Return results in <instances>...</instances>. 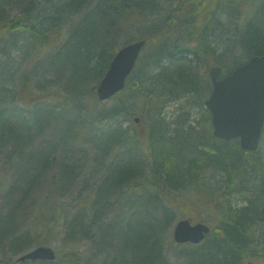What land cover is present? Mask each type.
<instances>
[{
	"label": "trees",
	"instance_id": "16d2710c",
	"mask_svg": "<svg viewBox=\"0 0 264 264\" xmlns=\"http://www.w3.org/2000/svg\"><path fill=\"white\" fill-rule=\"evenodd\" d=\"M171 1L161 9V0H0V33L9 37L0 43L1 264H264V132L259 150L247 152L239 140L214 137L209 111L197 127L190 114L168 122L164 112L182 99L205 109L212 83L204 69L228 75L264 55V2L249 21L243 0ZM9 7L21 10L14 20ZM17 40L31 44L32 58L50 49L39 64L45 73L73 75L71 86L58 84L64 107L22 100L35 60L12 74L4 59L11 46L22 51ZM139 40L147 44L126 88L142 102L119 94L111 104L77 106L85 90L97 96L92 87L115 53ZM137 118L144 132L124 127ZM233 190L242 194L237 209L225 198ZM197 202L210 210L211 233L172 247L175 222L190 219L179 218L183 207ZM60 220L74 249L19 262L33 245L49 246L38 231L49 234Z\"/></svg>",
	"mask_w": 264,
	"mask_h": 264
},
{
	"label": "water",
	"instance_id": "95a60500",
	"mask_svg": "<svg viewBox=\"0 0 264 264\" xmlns=\"http://www.w3.org/2000/svg\"><path fill=\"white\" fill-rule=\"evenodd\" d=\"M145 45V40L134 42L115 55L97 88L100 101L109 100L125 88ZM220 74L219 66L209 70L213 89L205 101L212 116L213 135L227 142L239 140L242 150L256 152L264 130V55L250 58L227 76L220 78ZM210 232V226L205 223L193 224L189 219H181L174 226L173 238L177 244L199 245ZM55 259L52 247L39 246L20 256L18 261Z\"/></svg>",
	"mask_w": 264,
	"mask_h": 264
},
{
	"label": "rangeland",
	"instance_id": "374dc122",
	"mask_svg": "<svg viewBox=\"0 0 264 264\" xmlns=\"http://www.w3.org/2000/svg\"><path fill=\"white\" fill-rule=\"evenodd\" d=\"M244 1V5L242 6L243 8H248V10L246 11L247 16L249 21L252 20V15L257 13V8L259 6H261L264 2V0H243ZM174 2V1H173ZM171 0H168V3H173ZM161 9H163V7L167 6L164 5L163 0H161ZM176 3V2H175ZM223 7V5H222ZM160 9V8H159ZM164 10L166 11L167 8H164ZM153 11V10H152ZM160 11V10H159ZM6 16L8 20H14L16 19L17 15L21 13V10H19V8H14L12 9L11 7L7 8L6 10ZM155 13H159L157 11H155ZM246 17H244L243 19H245ZM224 19H230V17L226 14L225 18H222V20ZM248 21V20H247ZM223 27H221L222 29ZM219 31V30H218ZM213 32V31H212ZM4 32L0 33V43L7 41L9 37H4L2 36ZM218 35V32L216 33ZM2 36V37H1ZM173 38H176V36H174ZM67 39V36L65 35L64 38H62V40L60 39L59 41H53L56 42V44H58V46L60 44H63L64 41ZM18 44L21 46L22 51L20 53L18 52H14L13 50L11 51V48H14L13 46H11L10 48H8L6 50L7 53H11L10 57H7L6 59H4L8 65H10V69L12 70V74L15 73V70H17V73L23 72L25 71V66L28 62H30L31 60H35V77L34 82H33V87L32 85H28L27 87H25L22 91V100L24 102H28L31 100H34L35 98V102L38 101L39 99L41 100H47L48 103L57 105L59 108L61 109L62 107H64V102H66L65 97L68 96V94L66 92H62L58 87V84H61L62 86H71L72 80H74L73 75L71 73H62L57 71V75L53 72V71H46V66L40 68L39 64L40 62H42L43 60H45L46 58V53L50 52V49H47L46 51L42 52L40 55L35 56V58H32V50H31V44L30 43H25L22 40H17ZM224 43V41H223ZM223 43H218L216 45H218L219 47H223ZM53 44V43H52ZM51 45V42L48 44V46ZM31 52V53H30ZM195 64H198V62H194ZM31 64V62H30ZM38 64V69H36V65ZM32 66V64H31ZM60 65H58L59 67ZM10 70V71H11ZM14 71V72H13ZM203 71L208 73L209 76V70L204 69ZM17 74L14 75V77L16 78ZM101 80V79H100ZM99 80V81H100ZM96 82L93 85V89L96 88L97 84L99 83ZM96 92V89H95ZM84 96H83V100H78L77 101V106L85 104L86 106H94L95 104H97L98 102L100 103V101L97 99V96H94L93 94L91 95V91L88 92V90H85L84 92ZM119 97L121 99H124L127 102H142V98L137 94V91L134 90L133 87H128L126 88L122 93H120ZM69 99V98H68ZM111 102H107L106 104H111ZM102 104V103H100ZM207 111L208 109L205 107V109H195L193 107H190L188 100L187 99H182V100H174L171 101L165 108L166 112V117H167V121L168 122H172V121H176L180 119V116L182 115H186V114H190V119L187 122L189 125H192L194 127H197V124L200 122H203L204 118L209 119L208 115H207ZM138 115H136L135 117H137ZM209 123L212 126V121L209 119ZM99 128L103 129L104 128V123H99L97 122L96 124ZM209 125V127H211ZM124 127L128 128L131 132L137 131V132H144L146 130V127L144 124H135L132 121H125L124 123ZM199 128V127H198ZM202 129V128H200ZM212 131H213V126H212ZM59 132V129H55L54 130V134L57 135L56 133ZM83 148H86L85 146H82ZM208 184H211V180H207L206 181ZM212 182L214 183V181L212 180ZM192 194V193H191ZM195 196V194L193 195ZM199 200H204V197H199ZM226 200L228 201L229 205L233 208V209H237L238 207H240L243 204V200H242V194L239 193L237 190H233L231 191V194L226 195ZM56 204L54 205V207L56 208H62L63 209V205H66L67 202H62V201H57L55 202ZM209 213L210 210L207 208V205L202 202H197V203H193V204H186V206L183 207L181 213H180V217L186 216L188 218H190V220L194 223L197 222H205L204 220L207 219L209 217ZM61 221V220H60ZM176 223V222H175ZM207 224H209L211 227L215 225V223H211V222H206ZM175 225V224H174ZM174 228V226H173ZM173 228H172V237H173ZM38 234L42 237L41 240H43L44 238L48 237V239L50 238V243L49 246L52 247L53 249H55L56 251H70L72 249H74L71 246H66V233H65V227L64 224L59 222V223H53V229L50 231L49 234H47L46 231H44V229H39ZM175 241L173 243H171L170 245L172 247L175 246ZM169 245V246H170ZM177 245V244H176ZM36 246H32L30 248L29 251H31L32 249H34ZM88 246L82 245L80 247V252H86ZM76 250V249H75ZM168 250V256L171 257V250L169 248H167ZM19 257V256H17ZM16 257V258H17ZM172 257L173 260L176 259L175 254H173L172 252ZM4 258H6V256H3L2 254H0V264L2 262H4ZM7 259V258H6Z\"/></svg>",
	"mask_w": 264,
	"mask_h": 264
}]
</instances>
